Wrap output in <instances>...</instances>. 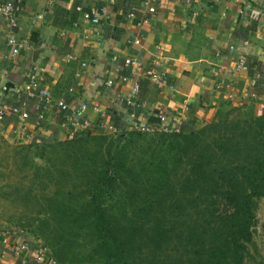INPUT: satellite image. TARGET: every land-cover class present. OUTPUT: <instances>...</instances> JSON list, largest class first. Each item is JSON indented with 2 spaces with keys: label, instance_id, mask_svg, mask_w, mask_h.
Masks as SVG:
<instances>
[{
  "label": "crops",
  "instance_id": "0c3cea01",
  "mask_svg": "<svg viewBox=\"0 0 264 264\" xmlns=\"http://www.w3.org/2000/svg\"><path fill=\"white\" fill-rule=\"evenodd\" d=\"M7 1L17 2L20 13L13 30L0 16V86L9 81L21 90L36 66L44 71L43 84L52 102L40 119L34 100L28 99V119L20 121L9 114L0 122V133L6 138L63 139L57 130L63 115L56 106L60 99L70 111L84 105L83 116L92 124L87 133L104 134L97 122L121 123L130 108L126 100L134 82L139 86L135 97L139 114L153 125L159 124L162 114L174 128L191 131L216 121L230 104L244 105L247 118L264 109V95L253 98L245 93L256 69L247 76H233L229 68L235 53L226 50L235 45L237 52L245 51L264 67V26L243 11L245 5L264 10V0H156L149 24L141 22L145 0H0V4ZM101 8L105 12L98 25L83 19L84 12ZM10 33L22 44L16 56L6 46ZM243 39L248 41L246 48ZM126 58L141 68L135 72L125 66ZM155 61L166 75L162 88L141 75ZM122 76L130 79L122 81ZM17 102L14 91H9L0 105ZM9 230L19 229L0 222V264H54L43 244L27 233L4 243ZM22 239L28 251L12 256L9 247Z\"/></svg>",
  "mask_w": 264,
  "mask_h": 264
},
{
  "label": "trees",
  "instance_id": "16d2710c",
  "mask_svg": "<svg viewBox=\"0 0 264 264\" xmlns=\"http://www.w3.org/2000/svg\"><path fill=\"white\" fill-rule=\"evenodd\" d=\"M247 61L264 95V67ZM69 143L85 151L77 170L88 181L78 212L64 219L84 231L53 233L54 264H247L264 201V109L191 131L144 137L122 128Z\"/></svg>",
  "mask_w": 264,
  "mask_h": 264
},
{
  "label": "rangeland",
  "instance_id": "374dc122",
  "mask_svg": "<svg viewBox=\"0 0 264 264\" xmlns=\"http://www.w3.org/2000/svg\"><path fill=\"white\" fill-rule=\"evenodd\" d=\"M244 107L230 104L224 115L212 123L223 120L226 115L229 119H249L243 116ZM148 136L152 134L144 135ZM69 142L73 143V140L48 138L28 141L20 136L6 138L0 133V222L41 242L50 257L54 232L63 234L61 229H68V226L74 232L72 236L79 235L76 231L80 235L84 231L79 223L66 225L67 218L64 219V214L70 217L78 212L82 203L81 193L88 181L81 170H77L86 153L69 146ZM89 150L95 151L96 148L90 146ZM78 240L79 247L87 238ZM80 251L84 254V247ZM249 253L247 264H264L263 200L258 202L253 245L249 247Z\"/></svg>",
  "mask_w": 264,
  "mask_h": 264
},
{
  "label": "built area",
  "instance_id": "2783aa9c",
  "mask_svg": "<svg viewBox=\"0 0 264 264\" xmlns=\"http://www.w3.org/2000/svg\"><path fill=\"white\" fill-rule=\"evenodd\" d=\"M156 0H145L143 3L144 13L141 16L142 24H149V15L153 14L156 11L155 6ZM79 10V9H78ZM244 12H249V18L253 22H257L264 26V10H250L248 6L245 5ZM105 12V8L99 9L97 12H84L83 19L85 21H90L94 25H98L100 23V14ZM20 13V5L17 2L7 1L0 4V16L7 22L9 28L11 30L15 29L17 26V20ZM129 17H133L134 14L130 13ZM11 34V33H10ZM8 36L6 41V46L9 49L12 56L18 55L19 51L22 49V44L11 34ZM138 43V41H135ZM242 45L244 48L248 46V41L243 39ZM235 45H229L226 50L227 53H235L233 57V62L229 68L230 74L234 75H249L250 66L247 61L246 52H237ZM262 53L264 55V45L262 48ZM219 56V55H217ZM112 62H116L117 58L115 56L111 57ZM125 66H130L135 72L139 70L140 64L136 61L126 58L123 61ZM84 66V65H82ZM161 64L158 61L153 62V64L141 71V75L145 78H148L154 84L159 86L160 88L164 87L166 84V75L161 69ZM44 71L36 66H33L29 72L28 80L25 83L24 87L19 90L16 89L14 91L15 97L18 100L17 103H14L9 106L0 105V122H3L4 119L10 114L17 116L20 121H25L29 117V113L26 110L28 99H32L35 102L34 109L36 111L37 116L41 119L44 116V112L48 110L52 102V97L47 88L44 86ZM248 80L245 93L250 94L253 98L257 96L255 92V86L257 80L259 79L258 74L255 72ZM122 81H127L130 78L126 76L121 77ZM132 80V79H131ZM106 85H111V81L108 80L105 83ZM170 89H173V86H169ZM220 89V86L216 87ZM139 86L138 83H133L130 96L126 100L127 106L131 108V111L122 118L121 123L122 127H118L114 124H109L105 121V119H101L97 122V127L99 130L104 133L110 135H117L123 130L126 132H137L139 134H154L155 132H179V128H174L171 124L167 122V117L165 115H159V124L153 125L150 124L143 116L139 114L138 108L139 105L135 103L136 93L138 92ZM72 92L71 89H69ZM56 106L62 114L59 122L57 124V130L62 134L63 140L72 141L83 133H87L92 129L91 122L84 118L83 111L85 110V106L82 105L77 111H70L68 105L65 103L63 99H60L56 102ZM24 234L22 230H9L6 232L3 237V242L6 243L8 241L7 238L11 236H18ZM45 249L43 248V251ZM26 251H28L27 242L22 239L15 244L9 247V252L12 256L18 257L23 255ZM44 256V255H43Z\"/></svg>",
  "mask_w": 264,
  "mask_h": 264
},
{
  "label": "water",
  "instance_id": "95a60500",
  "mask_svg": "<svg viewBox=\"0 0 264 264\" xmlns=\"http://www.w3.org/2000/svg\"><path fill=\"white\" fill-rule=\"evenodd\" d=\"M15 90L16 87L12 83H10L9 81L4 82L0 86V100L4 94H6L9 91H15Z\"/></svg>",
  "mask_w": 264,
  "mask_h": 264
}]
</instances>
